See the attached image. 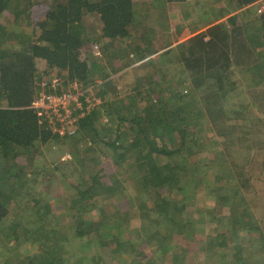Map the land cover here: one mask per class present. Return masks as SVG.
I'll return each instance as SVG.
<instances>
[{
    "label": "trees",
    "instance_id": "obj_1",
    "mask_svg": "<svg viewBox=\"0 0 264 264\" xmlns=\"http://www.w3.org/2000/svg\"><path fill=\"white\" fill-rule=\"evenodd\" d=\"M189 1L0 0V264H116L118 259L147 264L154 251L173 248L169 232L196 239L193 215L189 217L186 208L200 186L210 197L198 221L210 220L211 230L220 233L211 232L207 239L209 244L218 241L210 246L218 258L215 264H264V233L260 225L246 223L255 216L245 198L237 197L238 178L226 167L207 172L198 156L208 133L231 129L233 124L220 116L219 103L239 88L255 92L233 113L254 106L262 110L259 120L264 121V10L259 11L260 0H215L208 7V0ZM171 2L177 7L185 4L180 17L173 18ZM157 17L160 28L152 26ZM172 25L176 46L170 39ZM161 29L165 34L159 40ZM143 60L149 70L135 81L112 77ZM234 73L237 80L230 79ZM213 75L221 89L214 102L210 98L205 104L207 96L201 93L209 90L206 82ZM73 82L95 88L88 91L95 106L87 109L89 103L81 97V108L71 104L77 118L74 132L60 127L54 131V124L40 117L32 102L41 91L52 92L53 83L58 93H65ZM54 142L70 147L67 158L79 161L84 170L83 187H77L84 197L69 204L76 217L71 231L52 226L57 213L52 203L32 191L40 172L28 171L35 155ZM103 149L110 152L106 163L113 161L122 171L120 182L142 198L139 210H147L151 220L165 226L162 243L152 240H157L156 231H137L134 238L136 228L127 224V213L114 221L106 214L92 215L96 205L88 200L100 201L112 188L101 183L92 166L102 159ZM126 155L131 157L124 161ZM189 174L200 186L185 179ZM17 191L24 196L16 198ZM217 203L227 206L228 214L213 215ZM241 224L260 235L252 254L236 242ZM94 243L107 247L108 254H79L85 244ZM205 243L200 240V247ZM21 244L34 248L24 250Z\"/></svg>",
    "mask_w": 264,
    "mask_h": 264
},
{
    "label": "rangeland",
    "instance_id": "obj_2",
    "mask_svg": "<svg viewBox=\"0 0 264 264\" xmlns=\"http://www.w3.org/2000/svg\"><path fill=\"white\" fill-rule=\"evenodd\" d=\"M137 3H151L152 0H134ZM189 1V0H188ZM209 2V3H208ZM207 7L213 5L215 0H208ZM189 3H193L189 1ZM176 4H169L171 10H173L174 17L178 18L181 16V10L183 9L184 3L181 4V7H177ZM205 6V7H206ZM261 7V6H260ZM259 7V9H260ZM152 11V10H151ZM158 11V10H157ZM142 12V11H141ZM160 17H157L156 24L154 20H152V26H159ZM159 25V26H158ZM162 30V29H161ZM158 30V39L164 38V30ZM202 31V30H200ZM197 32V31H196ZM251 33L253 31H250ZM170 39L172 41V46H176L179 41L175 38V26H171ZM134 43H138L136 38L133 39ZM186 40V39H182ZM160 43V42H159ZM161 45V44H160ZM164 48V47H160ZM163 52V51H160ZM156 53L154 56H159ZM145 60L136 62L132 66L121 70L119 73L114 74L112 77H116L117 75H123L122 78L128 77L130 81H135V77L148 72L149 67L145 65ZM121 77V76H120ZM118 77L117 79H119ZM238 79L237 73H234L230 79ZM129 82V81H128ZM217 79L213 75L206 82V87L208 91H203L201 95L207 96L205 99V104L207 101L212 99L214 102V96L218 95V91H220V87H218ZM92 86V85H91ZM229 86L227 87V89ZM264 91V85L261 86ZM202 89V88H201ZM89 90H95V88H90ZM88 90V91H89ZM246 88L241 87L236 92L230 93V96L222 100L219 105L222 106L223 112L220 111V116L227 122L228 125H232L231 129L225 130L223 133L218 129L214 135H210L208 133L207 138L203 140L204 146L199 148V157L204 164H206L207 172L209 170L218 171L220 167L225 170V167L228 168L227 171H232L238 181L240 183L237 186L240 190V195L245 198L248 204L251 207V210L255 216V219L252 222H246L257 225H260L262 231L264 233V121H260L259 118L263 117L261 114V109L257 110L254 106L249 107L247 112H242V114L233 113V108L240 107L241 105H246L252 98L255 91L251 90L248 94ZM261 92L257 94V97L260 98ZM256 99V98H255ZM257 100V99H256ZM264 108V107H263ZM206 109V107H205ZM228 116H239L243 117L241 120H227ZM261 116V117H260ZM218 117V116H217ZM219 118V117H218ZM209 118H206V120ZM211 121V119H209ZM212 122V121H211ZM239 125V128L237 129ZM201 133L202 131L199 130ZM249 133V134H247ZM109 150L103 149L104 155L101 157L102 159L97 158L93 162V167L96 168V171L99 172L101 177V183L103 185L112 187L111 192L102 193L107 197H102L100 201L96 198H90L88 201L90 203H95L96 208L92 211V215L98 216L106 214V216L110 219V221L116 220L118 217H121L122 213H127L130 218V222L127 223L130 227H135L136 231L132 236L137 238V231H141L143 234L144 230L152 231L155 233V237L157 240L153 239L156 243H162L165 239V235L167 234L165 226L163 224L159 225L157 222L151 220V215L147 210H139L142 206L141 197H138L134 192L133 188L127 186L125 183L120 182V178H122V171L118 172L117 166L112 163L113 161L106 163L107 153ZM71 148L61 145V143H48L45 145L41 151L35 155V158L31 160L28 165H30L28 171L37 169V172H40L36 175V181L32 183V191L36 193H41L42 196H45L47 200H49L54 210L57 212L53 215V225L52 226H63L64 230L71 231L75 228V210L72 207H69L71 201L75 199H80L84 197V194L78 192L77 187H83L82 183L85 178L83 176L84 170L82 164L79 161H76L73 157H70ZM132 154V153H131ZM112 155V154H111ZM116 156V155H115ZM124 157V161L131 157ZM219 157L217 160L216 157ZM115 158V157H114ZM248 159H251L252 162L248 164ZM182 161L181 163H184ZM222 163V164H221ZM220 164V165H219ZM84 166V164H83ZM209 166V167H208ZM125 169V168H124ZM123 170V169H122ZM127 170V169H126ZM95 171V172H96ZM120 173V174H119ZM32 176L30 175V178ZM184 177V176H183ZM193 180L194 186H200L195 177L189 174V176L185 177ZM83 181V182H81ZM81 182V183H80ZM193 186V187H194ZM232 190V186L230 187ZM227 188L224 189L226 194ZM176 192V191H175ZM175 192L173 193L175 195ZM15 194L16 198H21L24 196V192ZM97 193V192H95ZM94 193V194H95ZM201 193V194H200ZM209 195L205 192L201 186L196 190L194 196V202L188 206L189 217L193 215L194 226L196 227V239L186 238L184 233H179L177 231L169 232L171 233V241L173 243V248L167 253H159V251H154V258L147 260L145 263L147 264H215L216 255L212 254L210 251L211 244H217L218 241H215L211 244L207 243L208 236L212 233L219 235L214 230H211L212 222L209 220L207 223L198 221L201 218L200 210L203 209L207 205V201L209 199ZM214 197V196H213ZM144 199V198H143ZM171 200V199H170ZM146 203L147 201L144 200ZM68 203V205H67ZM133 203V204H132ZM141 205V206H140ZM140 206V207H139ZM217 209L213 212V215L219 216V214H228L229 208L227 206H219L216 204ZM16 216L11 215L12 220H18L15 218ZM209 217V216H208ZM161 218V216H160ZM246 217L245 219H248ZM147 219V220H146ZM162 219V218H161ZM146 220V221H145ZM59 222V224H58ZM12 223V221H11ZM215 225V224H214ZM217 226V225H216ZM215 226V227H216ZM132 229V228H130ZM159 230V232H158ZM212 232V233H211ZM168 233V234H169ZM210 233V234H209ZM235 239L237 243H240L243 247L249 249L248 251L252 254V251L257 245L260 244L259 234L251 233L246 226L240 225L238 232L235 234ZM250 238V240H248ZM206 239V243L204 247H200V240ZM221 239L219 240L221 242ZM254 240V241H253ZM219 242V243H220ZM1 245L2 241L0 242ZM68 248L71 249L73 244ZM86 250H81L80 255L86 256H96L99 257L101 254L103 257V252H105L104 256L108 254L107 247H101L94 243V245H87ZM175 246V248H174ZM26 247V248H25ZM24 250H30L33 247L28 244H21V247ZM219 248V247H218ZM74 249L75 243H74ZM209 250V253L207 252ZM226 250V249H225ZM223 250V251H225ZM73 252H70L72 254ZM159 254V255H155ZM177 254L180 255L178 259H176ZM73 255V254H72ZM74 260V257H73ZM116 264H132L121 262L120 259L115 260ZM66 264H69L65 262ZM79 263H81L79 261ZM70 264H77V262H71ZM88 264H91L89 262Z\"/></svg>",
    "mask_w": 264,
    "mask_h": 264
},
{
    "label": "built area",
    "instance_id": "obj_3",
    "mask_svg": "<svg viewBox=\"0 0 264 264\" xmlns=\"http://www.w3.org/2000/svg\"><path fill=\"white\" fill-rule=\"evenodd\" d=\"M260 2L262 5L259 11H263L264 0H260ZM50 87L51 89L49 91L52 92L41 91L32 102L31 107L37 111V114L40 117L48 118L49 121L54 124V131L60 127L62 131L67 129L65 131L73 133L77 118L73 115L75 107L71 106V104L75 102L76 106L81 108L82 102L80 101V98L85 96V100L89 103L87 109L95 106V102L91 100L88 95V90L90 88H84L79 83L73 82L69 85L67 92L58 93L55 83Z\"/></svg>",
    "mask_w": 264,
    "mask_h": 264
},
{
    "label": "bare ground",
    "instance_id": "obj_4",
    "mask_svg": "<svg viewBox=\"0 0 264 264\" xmlns=\"http://www.w3.org/2000/svg\"><path fill=\"white\" fill-rule=\"evenodd\" d=\"M88 88H93V87L89 86Z\"/></svg>",
    "mask_w": 264,
    "mask_h": 264
}]
</instances>
